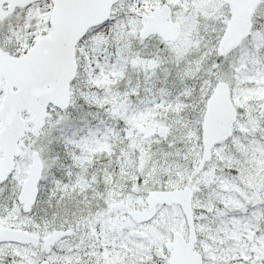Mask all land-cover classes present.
Returning a JSON list of instances; mask_svg holds the SVG:
<instances>
[{"label": "snow or ice", "instance_id": "1", "mask_svg": "<svg viewBox=\"0 0 264 264\" xmlns=\"http://www.w3.org/2000/svg\"><path fill=\"white\" fill-rule=\"evenodd\" d=\"M0 264H264V0H0Z\"/></svg>", "mask_w": 264, "mask_h": 264}]
</instances>
